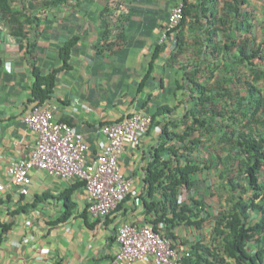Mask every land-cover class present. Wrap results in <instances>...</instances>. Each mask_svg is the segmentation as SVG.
Here are the masks:
<instances>
[{
	"label": "crops",
	"instance_id": "0c3cea01",
	"mask_svg": "<svg viewBox=\"0 0 264 264\" xmlns=\"http://www.w3.org/2000/svg\"><path fill=\"white\" fill-rule=\"evenodd\" d=\"M70 1L51 10L34 9L41 20L26 25L30 36L37 28L40 31L33 54L27 41L16 39L11 24L0 16V180L9 185L0 201V223L10 225L0 243V264H115L120 225L130 221L140 227L151 222L156 212L148 204L161 198L150 193L147 180L161 140L158 125L151 127L141 145L127 142L120 163L133 178L132 191L103 220L91 216L88 192L78 179L33 171L30 192L20 193L11 183L8 166L15 159L29 157L37 142V133L24 122L28 108L37 102L35 66L45 73L61 68L48 100L59 104L56 119L71 122L85 135L93 155L106 142L101 125L122 120L136 110L165 106L177 107L174 115L181 116L192 104L177 91V79L183 81L179 63L168 65L175 37L162 41L171 8L179 0ZM72 39L65 59L61 49ZM160 45L164 48L153 61ZM158 119L165 123L169 116ZM201 186L183 191L180 200L206 196L211 204ZM214 223V218H207L202 227L184 222L163 232L172 233L174 246L185 252L198 240L210 239ZM134 264L152 263L147 259Z\"/></svg>",
	"mask_w": 264,
	"mask_h": 264
},
{
	"label": "trees",
	"instance_id": "16d2710c",
	"mask_svg": "<svg viewBox=\"0 0 264 264\" xmlns=\"http://www.w3.org/2000/svg\"><path fill=\"white\" fill-rule=\"evenodd\" d=\"M249 1L179 0L173 5L183 3L184 18L169 31L176 46L168 65L179 63L183 81L177 79V91L192 104L176 117L177 107L147 111L151 127H162L147 174L150 193L161 198L148 207L155 210L151 222L161 231L184 222L202 227L207 218L215 219L211 239L192 244L180 264H264V20L258 22ZM63 3L71 1L0 0V16L33 54L40 31L30 36L26 25L41 20L34 9L51 10ZM73 43L61 49L65 59ZM163 48L157 47L153 61ZM60 69L45 73L35 66L37 102L52 97ZM160 115L169 121L159 120ZM212 173L226 190L225 204L213 210L206 196L180 200L183 191L208 183ZM9 228L0 223V243Z\"/></svg>",
	"mask_w": 264,
	"mask_h": 264
},
{
	"label": "built area",
	"instance_id": "2783aa9c",
	"mask_svg": "<svg viewBox=\"0 0 264 264\" xmlns=\"http://www.w3.org/2000/svg\"><path fill=\"white\" fill-rule=\"evenodd\" d=\"M184 18L183 3L170 11L169 20L162 34V41L169 38V31ZM59 104L52 100L32 104L24 115V122L37 133V142L29 157L10 162L8 173L11 183L21 194L30 192L33 171H45L50 176L84 182L88 192V210L94 219H105L132 191L133 178L121 167V158L127 142L135 146L142 143L151 129L153 117L141 109L122 120L101 125L106 137L102 150L93 155L85 135L67 121L56 119ZM9 185L0 180V201ZM118 252L115 264H134L149 259L152 264H180L183 254L172 239L155 224L146 222L140 227L130 221L120 225L117 233Z\"/></svg>",
	"mask_w": 264,
	"mask_h": 264
},
{
	"label": "rangeland",
	"instance_id": "374dc122",
	"mask_svg": "<svg viewBox=\"0 0 264 264\" xmlns=\"http://www.w3.org/2000/svg\"><path fill=\"white\" fill-rule=\"evenodd\" d=\"M249 2L250 6L255 10L257 14V20L260 23L264 20V0H250ZM210 176V181L208 183L206 182V186L202 183L201 187L204 192L209 195L208 197L212 202V208L213 210H215V208L217 209L220 204H225L222 196L226 194V190L222 187L221 180L218 177V174L214 175L212 173V175ZM210 230H212V227L210 228Z\"/></svg>",
	"mask_w": 264,
	"mask_h": 264
}]
</instances>
